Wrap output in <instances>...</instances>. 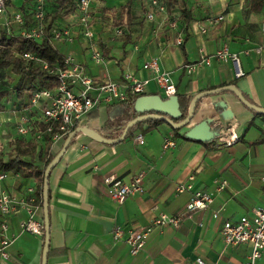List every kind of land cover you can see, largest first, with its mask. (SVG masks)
Listing matches in <instances>:
<instances>
[{
  "label": "crops",
  "instance_id": "1",
  "mask_svg": "<svg viewBox=\"0 0 264 264\" xmlns=\"http://www.w3.org/2000/svg\"><path fill=\"white\" fill-rule=\"evenodd\" d=\"M35 1L5 0L0 39L10 35L9 27L14 29L11 36L22 35L13 16L21 13L25 20L31 19ZM160 1L167 10L158 12L154 20L147 18L153 8L151 0L91 1L96 48L104 55L101 62L94 60L75 11L59 15L53 23V27L69 28L73 41L54 40L51 45L64 57L71 56L95 82H120L126 74L141 81L150 79L151 72L144 64L157 59L161 70L172 77L177 95L192 100L201 92L233 85L257 108L247 107L227 90L203 97L191 124L178 133L166 123L153 129L146 123L117 144L79 133L50 173L46 264H199V259L207 264H244L251 252L250 245L226 247L221 230L226 221L251 215L257 206L264 208V113L260 112L264 110V0ZM56 6L57 0H48V12L53 13ZM119 26L124 27V34L117 36L114 29ZM179 37L184 39L182 45L177 43ZM224 46L238 56L239 64L214 57ZM203 57H211V63H202ZM199 63L188 75L186 66ZM239 69L244 76H237ZM70 87L75 91L80 88L73 83ZM30 93L0 97L2 155L12 151L16 139L36 140L32 133L22 137L17 132L23 117L33 129L44 120L41 108L30 104ZM92 95L98 93L94 90ZM146 95L167 99L154 81ZM119 103H97L78 127H88L106 139L120 138V121H113L119 113L112 109ZM126 103L131 106L135 102ZM221 103L226 105L223 110L216 107ZM200 123L213 135L209 142L186 138L189 129ZM234 125L239 140L221 144V130ZM138 133L145 138L141 144L134 141ZM168 137L176 145L164 149ZM65 140L51 143V153L61 151ZM47 142L46 137L38 141L37 151ZM43 167L39 161L32 170L8 172L9 177L0 181V192L30 197L28 189L33 188L36 219L44 224L43 207L37 202L41 188L37 176ZM140 174L145 193L116 205L106 180L129 183ZM223 180L227 186L218 190ZM189 184L191 190H178ZM195 191L212 195L207 209H187ZM162 214L184 219L179 226L154 229L138 255H132L124 241L114 240L115 227L126 233L144 229ZM26 218L23 211L12 217L10 234L15 239L7 249L9 258H0V264H42L45 236L22 231L20 222ZM259 264H264V256Z\"/></svg>",
  "mask_w": 264,
  "mask_h": 264
},
{
  "label": "built area",
  "instance_id": "2",
  "mask_svg": "<svg viewBox=\"0 0 264 264\" xmlns=\"http://www.w3.org/2000/svg\"><path fill=\"white\" fill-rule=\"evenodd\" d=\"M92 0H79L75 9V15L81 25L82 36L90 42V48L93 49V58L96 62L104 60L103 53L96 48V34L93 29V17L91 11ZM153 8L147 14V18L154 20L158 12H166V6L160 0H151ZM5 0H0V15L6 11ZM48 0H36L33 10L34 23L27 27L26 20L21 13L14 14L15 22L22 30V37L41 40L46 36V15ZM117 36L124 34V27L119 26L114 29ZM54 40L73 41V37L67 27H53L50 42ZM184 39L179 37L178 45H182ZM264 49V46H263ZM260 51V50H258ZM262 51V50H261ZM26 62H39L43 69L56 76L58 87L55 90L37 89L30 93V104L39 106L43 114V122L47 125L45 130L39 128L33 129L28 123V119L23 117L17 132L22 137H27L31 133L36 141H42L51 135V142L66 138L76 126H79L83 117L86 116L99 102L107 104L114 102L134 103L136 99L146 95V89L151 81H154L162 94L169 98L177 95L176 85L169 73L161 70L159 61L153 59L144 64V69L151 72L152 77L146 80H138L131 74H126L124 80L117 82L106 80L95 82L92 78L82 73L77 65L73 63L71 56L65 57V67L60 64L51 68L46 62L41 60L33 53H24L22 55ZM215 58L221 61H231L239 64V58L236 54L229 52L228 47L224 46L214 54ZM202 63L210 64L211 57H203ZM202 63L186 66V72L191 75L196 67ZM240 69L237 72L238 77L244 76ZM78 84L79 90L75 91L70 87L71 84ZM98 93L97 97L92 95L93 91ZM1 122V108H0ZM145 140L142 133L136 134L134 141L138 144ZM239 140L235 132V125L221 130L218 141L221 144L232 145ZM175 140L168 137L164 140V149L174 147ZM9 177L8 172L0 173V181ZM143 175H137L131 182L115 181L107 179L109 192L113 202L116 205H122L129 198L138 194H144L145 188L142 184ZM193 179V178H191ZM264 185V175L261 177ZM227 186V181L223 180L218 190H223ZM192 185L180 186V192L191 190ZM30 197H17L14 194L4 190L0 192V258L8 259V247L15 239L10 234V221L13 216L23 211L27 218L20 222L22 231L35 235H43V223L36 219V198L34 189H28ZM213 197L204 191H195L192 193L190 202L187 205L189 211L198 209H207L212 203ZM182 216H170L162 214L155 218L147 227L140 230H132L126 233L121 227H115L112 231L115 241H124L130 247L132 255H138L145 248L146 241L150 234L156 228H163L166 225L179 226L183 221ZM221 235L226 247H236L240 245H250L251 252L244 264H259L264 256V208L257 206L253 209L251 215L241 216L237 221H226L223 224ZM199 264H207L202 259Z\"/></svg>",
  "mask_w": 264,
  "mask_h": 264
},
{
  "label": "trees",
  "instance_id": "3",
  "mask_svg": "<svg viewBox=\"0 0 264 264\" xmlns=\"http://www.w3.org/2000/svg\"><path fill=\"white\" fill-rule=\"evenodd\" d=\"M79 0H57V6L53 13L47 12L46 15V36L40 41L25 38L22 36H11L3 35L0 39V69H11L12 72L20 78L29 79L32 83L31 91L37 89H49L55 90L58 87V81L56 76L51 74L49 71L43 69L39 62H26L22 55L24 53H33L38 56L41 60L46 62L51 68L55 65L60 64L65 67V57L61 55L57 50L53 48L50 42V37L52 34L53 23L61 14H67L75 11L77 3ZM186 14V10L183 11V15ZM34 23L33 14L31 19L26 20V25L29 27ZM1 85V81H0ZM4 91L0 89V97L4 95ZM21 94V93H20ZM180 102V110L182 112L181 119L184 120L188 116L189 105L191 98L177 95ZM201 101L198 100V103ZM196 105V107H197ZM216 107L219 110L226 108L225 104H218ZM112 109L117 110L119 115L113 118L114 122H119L120 132L118 136H121L126 125L139 116L135 111L134 105H128L126 102H120L117 106H113ZM148 124L149 129H153L163 124L160 120H146L135 124L128 132L127 136L132 133V131L143 125ZM37 128L45 130L46 124L41 122L38 124ZM76 126L73 131L77 128ZM175 133L180 132L181 129H173ZM68 137V136H67ZM66 137V138H67ZM187 138V137H186ZM47 145L42 147L37 151L38 141L31 139L29 141L23 139H16L14 142V147L8 158L5 159L0 153V171L10 172V173H20L23 172V168L32 170L35 168L37 162H43V169L38 173V179L41 184L39 195H37V202L40 207H43V182L45 170L57 154L51 153V135H47ZM73 141V140H72ZM43 237L45 236V225L43 224Z\"/></svg>",
  "mask_w": 264,
  "mask_h": 264
},
{
  "label": "water",
  "instance_id": "4",
  "mask_svg": "<svg viewBox=\"0 0 264 264\" xmlns=\"http://www.w3.org/2000/svg\"><path fill=\"white\" fill-rule=\"evenodd\" d=\"M231 90L233 91L237 97L243 101V103L249 107L256 109L257 107L252 105L250 102H248L243 94L233 85L225 86L216 90L211 91H205L197 94L194 96V98L191 100L189 105V113L188 116L182 120V112L180 110V102L177 95L171 96L167 99L162 98L160 95H144L136 99L134 103V109L139 114L138 117L130 121L120 138L118 139H106L94 130L88 128V127H77L74 131H72L68 137L66 138L64 145L61 149V151L57 154V156L53 159V161L49 164L47 169L45 170L44 175V182H43V211H44V225H45V245H44V251H43V261L42 264L47 263V254L50 247V224H49V178L50 173L54 169V167L57 165L59 160L62 158L68 147L70 146L72 140L79 134V133H85L88 137L106 143V144H117L121 141H123L129 130L137 123L146 121V120H160L164 123L171 126L173 129H182L184 127H188L192 119L194 117L195 111H196V105L198 100L202 99L205 96H209L215 93L223 92ZM260 112L264 113V110L260 109ZM179 121V122H178ZM186 137L195 140V141H201V142H209L213 135L210 134L204 123L197 124L196 126L189 129V131L186 133Z\"/></svg>",
  "mask_w": 264,
  "mask_h": 264
},
{
  "label": "rangeland",
  "instance_id": "5",
  "mask_svg": "<svg viewBox=\"0 0 264 264\" xmlns=\"http://www.w3.org/2000/svg\"><path fill=\"white\" fill-rule=\"evenodd\" d=\"M10 35L14 34V29L9 27L7 32ZM0 89L3 90L7 96L15 95L22 93L24 95L25 91H31L32 82L29 79H21L20 76L14 74L12 70L9 69H0ZM3 151V150H2ZM10 153H3V156L7 158V155Z\"/></svg>",
  "mask_w": 264,
  "mask_h": 264
}]
</instances>
